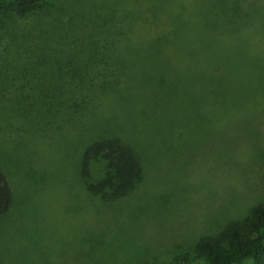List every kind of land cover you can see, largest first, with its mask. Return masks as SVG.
I'll return each mask as SVG.
<instances>
[{"label":"rangeland","instance_id":"374dc122","mask_svg":"<svg viewBox=\"0 0 264 264\" xmlns=\"http://www.w3.org/2000/svg\"><path fill=\"white\" fill-rule=\"evenodd\" d=\"M37 4L0 27V170L14 196L0 264H207L197 240L264 203V0ZM106 45L126 65L110 75L119 94L95 118L45 114L70 84L64 65ZM134 133L143 178L101 203L76 159L103 137L133 145Z\"/></svg>","mask_w":264,"mask_h":264},{"label":"trees","instance_id":"16d2710c","mask_svg":"<svg viewBox=\"0 0 264 264\" xmlns=\"http://www.w3.org/2000/svg\"><path fill=\"white\" fill-rule=\"evenodd\" d=\"M37 2L38 0H0V27L4 17L9 14L28 16L38 6ZM88 45L97 46L98 43ZM97 47L85 49L87 59L80 64L64 65L69 67L67 72L70 73V84L65 90L53 93L49 98L53 105L44 108L45 114L62 115L70 121L78 120L87 113H94L90 118H95V104L111 93V96L119 94L124 81L112 79L110 75L117 76L116 73L126 71V65L115 57L116 47ZM152 102L158 103V99L153 98ZM158 112L159 108L149 113L153 116ZM155 116L158 121L157 115ZM98 122L109 125L111 121L100 122L98 119ZM116 130L119 131L120 128ZM135 138L134 133L132 140H129L133 145L120 137L99 138L90 142L76 159L79 180L84 190L101 203H111L127 196L143 178V166L139 157L143 149L138 146ZM94 164L101 165L96 180H93L92 174ZM13 201V190L8 177L0 170V217L9 213ZM195 249L197 258L207 264H242L246 259L263 262L264 203L252 205L243 219L229 222L221 231L200 237L195 243Z\"/></svg>","mask_w":264,"mask_h":264}]
</instances>
